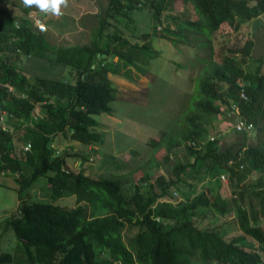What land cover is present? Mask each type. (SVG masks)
<instances>
[{"label": "trees", "instance_id": "obj_1", "mask_svg": "<svg viewBox=\"0 0 264 264\" xmlns=\"http://www.w3.org/2000/svg\"><path fill=\"white\" fill-rule=\"evenodd\" d=\"M176 1L108 0L89 44L61 45L52 52L32 19L0 7V172L18 175L20 201L16 213L6 220L19 241L17 251L0 252L1 263L264 264L259 250H248L239 243L245 235L264 245V229L255 224L260 213L264 215V72L260 65L254 71L245 69L242 62L252 59V36L241 46L228 47L220 61L208 62L194 110L184 116L178 132H165L151 142L155 148H164L165 161L175 146H184L186 158L176 162L173 178L159 175L152 180L145 160L137 166L142 175L128 193L120 176L94 179L83 168H67L66 157L86 160V156L66 149L62 155H53L50 142L58 134L68 132L69 140L89 146L100 140L93 130L97 126L93 116L110 114V102L115 98V88L107 77L108 71H114L109 58L116 56L132 65L151 58L158 52L150 37L160 33L172 43L188 41V33L198 34V39L206 36L208 43L203 45H208L213 55L212 35L219 34L222 25L234 31L219 34L222 46L230 37H238L236 33L249 21L255 29L264 26V0H180L182 10L175 15ZM142 7L151 12L153 32L137 36L128 26L135 21L132 12ZM158 24H162L161 30ZM103 36L105 46L99 40ZM131 37L138 39L132 41ZM255 37L259 41L260 37ZM31 58H43V65L52 64L56 69L46 74L45 68L38 66L34 69L43 75H29L25 61ZM255 60L261 62L263 56ZM57 66L72 67L73 81L59 76ZM241 88L246 100L240 98ZM233 104L238 107L237 116L253 124L255 143L247 145L246 132L236 130L244 139L225 147L218 139L207 137L211 121L231 110ZM4 115L8 124L1 120ZM14 141L20 146L15 147ZM27 145L29 149L24 150ZM15 148L23 156L17 155ZM205 160L211 161V170L227 172L236 189L232 206L244 235L226 238L217 229L196 224L192 217L196 210L224 214L227 202L219 193L215 201L198 193L179 206L166 200L170 189L178 188L184 177L191 176L189 171ZM253 172L256 178L243 186ZM39 177L44 178L52 197L73 195L75 205L26 201L22 192ZM131 226L136 231L128 235Z\"/></svg>", "mask_w": 264, "mask_h": 264}, {"label": "rangeland", "instance_id": "obj_2", "mask_svg": "<svg viewBox=\"0 0 264 264\" xmlns=\"http://www.w3.org/2000/svg\"><path fill=\"white\" fill-rule=\"evenodd\" d=\"M9 1H13V3L16 1L19 5L18 7L16 6V14L18 11L21 13L22 9L20 7L23 4L21 0ZM2 4L7 6L6 3L0 1V6ZM182 6L180 0L175 2V15L182 10ZM36 9L39 10L40 14L38 16L40 18L52 20L54 23L59 21L64 23L63 26L66 25L68 16H74L65 10H63L65 14L58 17L52 13V9H49V12H42L38 7ZM132 15L135 17V21L134 23H129L128 28L134 34L138 36L142 33L153 32L151 12L147 8L135 9ZM33 18L31 17V19ZM261 19V21H264V14ZM74 24H77V21L72 19L67 27ZM158 25L161 30L162 24ZM65 27L64 30L67 29ZM121 28L124 30L126 36L130 35L125 26ZM219 30H221L219 34L223 30L234 34V31L227 27V25H222ZM91 32L89 38L92 40L95 37L96 29L91 30ZM76 34L78 36L77 39L82 42L86 38L83 36L85 34L83 32H77ZM219 34L212 35L211 46L213 55H210L211 49L209 46L203 45L204 42L208 43L206 36L198 39V34L193 36L191 33H188V41L172 43L170 40L160 37L162 35L160 33V36L152 34L150 37L153 49L158 52L151 58L144 59V61H139L133 65L119 60L116 56L109 58V67L112 70L114 69V71H108L107 77L115 88V98L110 102L112 109L110 114L98 113L93 116L97 121V126L93 130L100 134V140L93 146H89L69 140L68 132L58 134L50 142L53 155H62L66 149L70 154L77 153L80 156H86V160L72 155L66 157L67 168L70 170L83 168L84 173L94 179L102 176H120L125 180V190H128V193H131V184L138 182L142 175L141 170L137 166L144 165L145 160L147 162H145L146 168H148L152 180L159 175L164 176L165 179L173 178L172 169L176 162L186 158L184 146L182 144L175 146L169 160L165 161L164 148H155L151 142L159 140L165 132L168 133L171 130L173 132L177 131L178 125L183 123L184 116L191 114L194 110L195 102L200 98V81L203 76V68L208 65V62L210 60L220 61L221 53L226 52L228 47L241 46L247 36H252L251 38L255 43L251 50L253 60L245 59L242 61L243 67L254 71L260 65V70L264 72V44L260 43L264 40V26H258L255 29L252 26V22L249 21L242 25L236 33L238 37L235 35L230 37V39L226 40L224 46L219 43ZM255 36L260 37L259 41ZM130 39L137 41L138 38L131 37ZM99 40L101 45L105 46L106 38L103 36ZM45 42L49 46L50 52L54 51L57 47L56 44L46 40ZM56 42L58 43V41ZM64 42L58 44L62 45ZM82 42L76 45H86V43L82 44ZM260 56H263V60L257 62L255 59ZM237 58L240 57L237 56ZM33 60L37 59H28L31 71H34L33 75L42 76L44 72L46 74L52 73V70L56 69V67H51L52 64L46 67V65H43L44 60H42L40 62L41 65H39L43 69L45 68L46 71L42 73L38 72L33 67ZM57 68L61 73L59 76L68 81H73L72 67L57 66ZM226 114V111H224L220 118L211 121V127L207 136L211 139H218V144L221 147L230 145L233 142H240L244 139V135L235 132L234 129V121L238 117L237 114L234 117L232 114L229 116ZM2 117L4 124L5 122L8 124L6 116ZM255 139L253 129L246 132L247 145L255 143ZM14 145L15 147L20 146L17 141H14ZM15 149L18 153L17 155L23 156L22 153L20 154L19 148ZM189 172L191 176L184 177L185 181L180 183L178 188H171L166 200L175 206H179L185 202L187 197H193L198 193L203 192L205 196L213 201H215L216 195L219 193L227 202L224 214L209 209L196 210L192 214L196 224L200 228L217 229L226 238L234 235H244L238 226L236 209L232 206V200L236 196L234 194L236 189L230 184L227 172L219 168L211 170L210 160L200 162L196 170H190ZM221 175H224V179ZM17 176L16 173L12 172H0V252L11 254H15L17 251L19 241L13 229L6 225V220L16 213L20 202ZM256 176L257 173L253 172L243 186L251 183ZM146 194L144 191V195ZM22 196L28 202L37 201L66 206L75 205V197L73 195L52 197L43 177L36 179L27 191L22 192ZM247 202V198H244V203ZM244 203L243 206H245ZM252 203L258 209L255 199H253ZM255 224L264 229L263 214L260 213L259 220ZM135 231L136 227L131 226L127 234H133ZM127 234H125V240ZM239 243L248 250H259L262 258H264L263 244L245 235L244 239ZM0 264L15 263L0 262Z\"/></svg>", "mask_w": 264, "mask_h": 264}, {"label": "crops", "instance_id": "obj_3", "mask_svg": "<svg viewBox=\"0 0 264 264\" xmlns=\"http://www.w3.org/2000/svg\"><path fill=\"white\" fill-rule=\"evenodd\" d=\"M3 1L4 3L7 4V7L5 6V4H2L0 7L13 12L16 14V6L18 7V3H16V1L13 3V1H9V0H0ZM10 2V3H9ZM21 3L22 0H21ZM108 3V0H68L67 2V6L61 5L60 6V13L59 14H55L58 17L63 16L65 13L63 10H65L67 13H69L70 15H74L72 17L68 16V20L67 23H65L66 25L63 26L64 23H61L59 21H57L56 23H54V21H49L47 19H43V17H41L43 23L47 26V29L45 32H42V36L44 37V39L48 42H51L53 44H56L57 46L59 45L58 43H63L62 45H76L79 44L80 41L79 39H77V32H83L85 34H83L84 37H86L85 39H83L84 41L82 42V44H89L91 42V39L89 38V35L92 33L91 30L93 31L94 29H96L97 25H98V19L100 14H102V10L105 9L106 5ZM17 4V5H16ZM12 5V6H11ZM22 9L21 13H19V11L17 12L18 15H22V16H28L30 19L31 17L33 18L34 16L40 17L38 16L39 10L36 9V6H26L24 3L21 4ZM29 9L28 12L24 11L25 9ZM13 9V10H12ZM51 8L45 9L44 12H49ZM76 16V17H75ZM76 20L77 24H74L73 26H68V23L71 20ZM33 21V19H32ZM66 26V27H65ZM64 27L67 28L66 30H64ZM62 28V29H61ZM58 41V43L56 42ZM72 41V42H71ZM86 41V42H85ZM61 46V45H59ZM35 59V58H34ZM40 59V60H39ZM44 60L43 58H38L37 60H33L34 63L33 67H38L40 66V62ZM32 62V61H31ZM30 61H25V67L26 69L29 71V74H34V71H31V66H30ZM37 63V64H36ZM23 64V63H22ZM40 64V65H39ZM62 147V145H61Z\"/></svg>", "mask_w": 264, "mask_h": 264}, {"label": "built area", "instance_id": "obj_4", "mask_svg": "<svg viewBox=\"0 0 264 264\" xmlns=\"http://www.w3.org/2000/svg\"><path fill=\"white\" fill-rule=\"evenodd\" d=\"M33 23L38 32L42 33L46 31L47 26L43 23L40 17L35 16L33 18ZM41 25L44 26L43 30L41 29ZM240 98H242L243 100L247 99L244 88L240 89ZM235 112L236 114L238 113V107L235 104H233L231 110H228L226 115L229 116L231 114H234ZM1 120H3V117H1ZM234 127L237 132H249L253 129V124L251 122L244 120L241 117H237L234 121ZM28 149H29V145L24 147V150H28ZM221 177L224 179V175H221Z\"/></svg>", "mask_w": 264, "mask_h": 264}, {"label": "clouds", "instance_id": "obj_5", "mask_svg": "<svg viewBox=\"0 0 264 264\" xmlns=\"http://www.w3.org/2000/svg\"><path fill=\"white\" fill-rule=\"evenodd\" d=\"M68 0H23V3L26 6H33L35 5L38 7L42 12L45 9L51 8L53 14L60 13V6L64 5L67 6ZM43 25H41V29L43 30Z\"/></svg>", "mask_w": 264, "mask_h": 264}, {"label": "water", "instance_id": "obj_6", "mask_svg": "<svg viewBox=\"0 0 264 264\" xmlns=\"http://www.w3.org/2000/svg\"><path fill=\"white\" fill-rule=\"evenodd\" d=\"M86 77H87V74L84 75V78H86Z\"/></svg>", "mask_w": 264, "mask_h": 264}]
</instances>
